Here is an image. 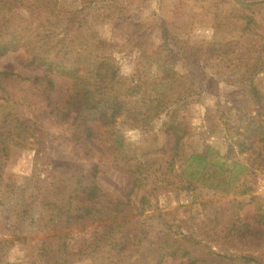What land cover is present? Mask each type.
Returning <instances> with one entry per match:
<instances>
[{
	"label": "trees",
	"instance_id": "1",
	"mask_svg": "<svg viewBox=\"0 0 264 264\" xmlns=\"http://www.w3.org/2000/svg\"><path fill=\"white\" fill-rule=\"evenodd\" d=\"M205 1L210 39L192 33L184 39L151 13L146 27L142 21L127 36V52L140 50L156 28L162 37L145 62L151 86L137 94L121 73L115 49L96 29L108 7L93 0H0V56L21 54L25 66L38 72L0 69V264H27L28 248L51 264L264 262L262 212L248 223L240 217L244 200L218 206L212 198L238 187L244 195L252 185L225 176L226 161L236 157L231 149L221 157L204 141L234 122L242 124L232 144L245 156L242 163L233 160L234 167L264 162V0ZM221 82L233 87L222 109L206 131L189 133L180 110L215 94ZM119 118L141 131L139 142L126 145L113 131L108 120ZM43 120L69 125L74 153L81 157L102 148L128 174L125 197L99 184L97 163L90 169L54 168ZM147 146L157 149L149 152ZM14 151L29 154L30 174L7 170ZM213 165L218 174L210 173ZM169 194L178 202L199 198L200 224L182 216ZM82 233L85 239L73 249L72 240ZM183 243L193 247L191 254H183ZM20 246L22 257H11Z\"/></svg>",
	"mask_w": 264,
	"mask_h": 264
},
{
	"label": "rangeland",
	"instance_id": "2",
	"mask_svg": "<svg viewBox=\"0 0 264 264\" xmlns=\"http://www.w3.org/2000/svg\"><path fill=\"white\" fill-rule=\"evenodd\" d=\"M76 0H64L67 5L74 4ZM97 5H103L109 9H104L105 19L96 22V29L99 35L109 42V45L115 49L114 56L118 60L121 73L125 78L134 85L136 93L141 94L149 90L151 80L146 75L147 59H151L156 53V48L162 42L159 28L153 31L148 41H146L140 50L127 52L124 50L127 36L130 35L136 24L144 21L141 28L146 27L149 23L148 16L157 15L160 21L171 27L172 31L178 35L187 38L192 33L197 40L210 39L212 35V19L207 15L206 9L210 4L205 0H93ZM259 67V62L255 63ZM0 69L14 70L23 75H36L37 71L29 69L23 63V55L17 53L0 56ZM233 90V87L221 82L218 85V91L215 94H206L200 102L191 103L180 110V118L184 122L189 133H201L206 131L208 123L215 120L213 114L222 109L224 105V96ZM2 91H0L1 93ZM212 116L209 117V115ZM113 131L121 135L126 145H131L141 140V131L130 129L123 118L114 121L108 120ZM43 131L48 139V146L51 152V160L54 168L65 169L69 167H83L90 169L94 164H98L97 180L99 184L112 196L125 197L130 189L128 183V174L117 168L112 158L107 155L102 148H95L91 156L84 157L74 153L73 144L70 139L71 127L69 125H59L51 120H43ZM243 130L242 124H230L225 131H220L217 136H206V142L211 146L214 153L224 157L227 150L231 149V155L236 156L234 159L227 160V169L225 176L234 184L247 178L248 185H252L247 193L240 195L239 191L244 188L236 187V191L230 189L225 193L214 195L213 203L217 202L218 206L231 201V204L242 203L240 217L248 223H256L259 216L258 212L264 215V162L255 163L249 167L237 164L234 167L233 160L242 163L245 152H239L237 144H232L236 138L234 132ZM232 144V145H231ZM199 145H196V147ZM157 146H147V151L153 152ZM32 160L27 152L14 151L7 165V170L11 173L28 175L31 172ZM218 166L213 165L210 173H217ZM236 170V172H234ZM234 175L238 176L239 181H234ZM175 194H169L171 205L179 207L182 216L190 218L195 225L200 224L203 219V209L198 200L176 201ZM233 200V201H232ZM168 201V200H167ZM164 203V202H163ZM258 211V212H257ZM264 232V231H263ZM35 233H32V236ZM1 236V235H0ZM86 234L82 233L75 236L70 246L76 249L85 239ZM260 251L264 253V240L260 243ZM23 246L16 247L11 251V257L24 254ZM193 247L189 244H182V252L185 256L192 253ZM32 251L31 261L27 264H51L49 259L40 255L35 249L28 248L26 253ZM71 264H107L103 260L86 259L80 262H71ZM163 264H180L178 261H169ZM264 264V262L262 263Z\"/></svg>",
	"mask_w": 264,
	"mask_h": 264
}]
</instances>
